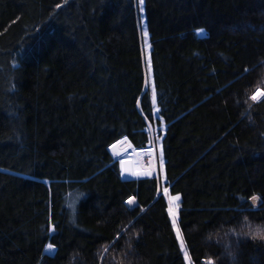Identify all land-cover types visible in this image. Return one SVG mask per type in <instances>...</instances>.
I'll return each instance as SVG.
<instances>
[{
  "label": "trees",
  "instance_id": "16d2710c",
  "mask_svg": "<svg viewBox=\"0 0 264 264\" xmlns=\"http://www.w3.org/2000/svg\"><path fill=\"white\" fill-rule=\"evenodd\" d=\"M142 5L150 64L136 0H0V264H186L158 180L108 151L160 118L193 264H264V0Z\"/></svg>",
  "mask_w": 264,
  "mask_h": 264
},
{
  "label": "rangeland",
  "instance_id": "374dc122",
  "mask_svg": "<svg viewBox=\"0 0 264 264\" xmlns=\"http://www.w3.org/2000/svg\"><path fill=\"white\" fill-rule=\"evenodd\" d=\"M136 3L139 6V25H140V31H141V34H142V38H143L142 43H143V48H144V51H143L144 58L150 64V62H149V54H150V51H151V46H150V43H149L148 33H147V36H145V31L147 32V24H146L145 15H144V12H143L144 6L140 3V0H136ZM200 29H203V34H199L198 32H197V34L200 35V36H205L206 33H207V30L205 28H200ZM151 77L153 78L152 75H151ZM148 85H149V79L146 80V86L148 87ZM262 93H264L263 90H258L256 92L255 96L258 97L256 99L257 101H260L261 99L264 98V95H262ZM155 109L158 110V105L157 104L155 105ZM166 126H167V124L163 120V118H160V123H159V126L157 127L158 130H156L155 128H153V126H151V125L148 126V131H149L150 138H151V143L149 144V146H151V147L154 148L155 155H156V158H157L158 174L156 176V179L158 180V193L160 195L163 194L167 198L168 204H169V209L172 208V209L175 210V217H173V215H170V213H169V215H170V218H171V221H172V225H173V219L175 218L176 223H175V226L173 225V227H174L175 234L177 236V231H179V233L181 234L180 229H179V226H178V216H179V209H180V199H179V201H173L172 200V197L177 196V195H171L170 194L169 187L166 186V177L162 173L163 171L161 172V166H160V156L162 154V150H161L162 143L161 142H162V137H163V135H164V133L166 131L165 130L166 129ZM114 158L117 160L116 157H114ZM163 160H164V158H163ZM163 168H164V164H163ZM163 168H162V170H163ZM135 200H136V198H135ZM252 202L255 205L258 204V201L257 200L254 202L253 199H252ZM138 204L139 203L136 200V204L134 206H129V205L128 206L130 208H134V207L138 206ZM183 242H184V240H183ZM179 243H180V241H179ZM184 245H185V243H184ZM54 249L55 248H53V250H51V251H54ZM185 249H186V247H185ZM185 249H182V250H183V254H184V258H185L186 264H193L191 258L189 257V253H188L187 249H186V251H187V258L185 257ZM45 251L46 252H49V250H47V246H46Z\"/></svg>",
  "mask_w": 264,
  "mask_h": 264
},
{
  "label": "bare ground",
  "instance_id": "6f19581e",
  "mask_svg": "<svg viewBox=\"0 0 264 264\" xmlns=\"http://www.w3.org/2000/svg\"><path fill=\"white\" fill-rule=\"evenodd\" d=\"M110 151L117 159L125 156H130L133 158L135 177L145 178L157 176L158 165L153 147L148 145L145 148L139 149L137 147H133L130 141L126 137H123L110 146ZM131 198L134 197L132 196L128 198L127 201ZM135 204L136 200L134 205Z\"/></svg>",
  "mask_w": 264,
  "mask_h": 264
},
{
  "label": "snow or ice",
  "instance_id": "6c2138e0",
  "mask_svg": "<svg viewBox=\"0 0 264 264\" xmlns=\"http://www.w3.org/2000/svg\"><path fill=\"white\" fill-rule=\"evenodd\" d=\"M140 3L142 4L143 3V0H140ZM57 7H59V5H57ZM197 32L199 34H203V29H198ZM145 36H147V32L146 31H145ZM262 95H264V93H262ZM257 98L258 97L255 96V95L252 96V99L253 100H256ZM153 99H155V92L153 93ZM163 164H164V160H163V156L161 154V156H160V166H161V169L163 168ZM179 199H180L179 195L172 197V200L173 201H179ZM252 199L255 202L257 198L256 197H253ZM126 203H127V205L132 206V205H134L135 200H134V198H131ZM169 213H170V215H173V217H175V210L174 209L170 208L169 209ZM175 223H176V221H175V218H174L173 219V225L174 226H175ZM50 231H54V226L50 229ZM250 234L253 235V238L259 237L261 239H264V229H256L254 232H252ZM177 239L180 241L181 249H185V245H184V242H183V238H182L181 234L179 233V231H177ZM53 248H54V246L52 244L47 245V250L51 251V250H53ZM185 257L187 258V251H186V249H185ZM207 264H213V262L212 261H208Z\"/></svg>",
  "mask_w": 264,
  "mask_h": 264
},
{
  "label": "water",
  "instance_id": "95a60500",
  "mask_svg": "<svg viewBox=\"0 0 264 264\" xmlns=\"http://www.w3.org/2000/svg\"><path fill=\"white\" fill-rule=\"evenodd\" d=\"M165 135H166V131H165V133H164V135L162 137V142H161L162 145H163V139H164ZM126 138L130 141L132 146L135 147V145L131 142L130 138L129 137H126ZM137 148L142 149V148H145V147H137ZM108 151L111 153L110 147L108 148ZM117 161H118V164H119L121 179L123 181H135V180L143 179V178L135 177V174H134V160H133L132 157L125 156V157H122L120 159H117ZM164 166H165V159H164ZM145 178H156V176L145 177ZM55 250H56V248L54 249V251Z\"/></svg>",
  "mask_w": 264,
  "mask_h": 264
}]
</instances>
